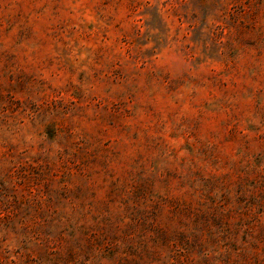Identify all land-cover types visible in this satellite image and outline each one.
<instances>
[{"label": "rangeland", "instance_id": "rangeland-1", "mask_svg": "<svg viewBox=\"0 0 264 264\" xmlns=\"http://www.w3.org/2000/svg\"><path fill=\"white\" fill-rule=\"evenodd\" d=\"M0 264H264V0H0Z\"/></svg>", "mask_w": 264, "mask_h": 264}]
</instances>
